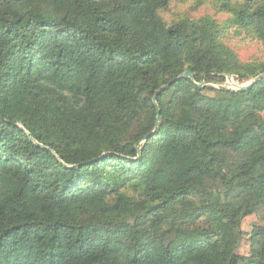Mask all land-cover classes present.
Segmentation results:
<instances>
[{"label": "trees", "instance_id": "trees-1", "mask_svg": "<svg viewBox=\"0 0 264 264\" xmlns=\"http://www.w3.org/2000/svg\"><path fill=\"white\" fill-rule=\"evenodd\" d=\"M197 1L226 19L0 0V264H264V226L233 243L264 216V78L223 84L264 72L225 41L264 47V0Z\"/></svg>", "mask_w": 264, "mask_h": 264}, {"label": "rangeland", "instance_id": "rangeland-1", "mask_svg": "<svg viewBox=\"0 0 264 264\" xmlns=\"http://www.w3.org/2000/svg\"><path fill=\"white\" fill-rule=\"evenodd\" d=\"M184 15L194 18L210 15L218 21L226 19V14L220 12L218 7L209 1L173 0L169 8L163 12V17L167 22L174 21ZM225 41L236 51L239 58L243 61L264 59V47L260 43L248 39L243 33L229 32L225 37ZM232 79L234 80L233 77ZM223 84L227 87L231 86L226 77ZM258 225L264 226V216L251 214L245 216L241 224L235 228L233 243L237 255L243 256L250 253L251 231Z\"/></svg>", "mask_w": 264, "mask_h": 264}, {"label": "water", "instance_id": "water-1", "mask_svg": "<svg viewBox=\"0 0 264 264\" xmlns=\"http://www.w3.org/2000/svg\"><path fill=\"white\" fill-rule=\"evenodd\" d=\"M182 77H186V78H190L193 79V75L191 73V71L189 70H185L183 73H181L179 76L171 79L169 82H167L166 84L160 86L156 92L154 93L153 97H152V101L157 109L156 111V119H155V128L158 126V124L161 121V117H160V113H159V106L157 104V96L160 92L164 91L165 89L169 88L174 82H176L177 80H179ZM264 78V72L259 73L258 75H256L252 80H250L249 82L245 83V84H238L236 83L232 77L230 75H226V79L227 81L230 83L231 86H229L232 89L235 90H239V91H244L247 90L248 88H250L252 85L256 84L258 81H260L261 79ZM203 83H196L197 86H202ZM150 133L145 135L141 142H144L148 137H149ZM30 138L34 141L35 144H39L35 139H33L31 136ZM137 151L138 153H140V149L139 147H137Z\"/></svg>", "mask_w": 264, "mask_h": 264}]
</instances>
